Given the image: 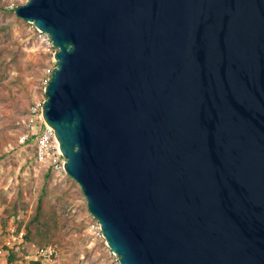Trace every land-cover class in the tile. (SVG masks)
<instances>
[{
	"label": "water",
	"instance_id": "water-1",
	"mask_svg": "<svg viewBox=\"0 0 264 264\" xmlns=\"http://www.w3.org/2000/svg\"><path fill=\"white\" fill-rule=\"evenodd\" d=\"M58 47L43 117L120 264H264V0H27Z\"/></svg>",
	"mask_w": 264,
	"mask_h": 264
},
{
	"label": "rangeland",
	"instance_id": "rangeland-1",
	"mask_svg": "<svg viewBox=\"0 0 264 264\" xmlns=\"http://www.w3.org/2000/svg\"><path fill=\"white\" fill-rule=\"evenodd\" d=\"M26 1L0 0V24L9 26L6 42H13L17 51L16 64L0 84V241L6 233L3 212L16 211V217L27 221L45 190V199L59 206V221L68 223L57 244V264H120L107 244L95 240L89 232L92 215L79 184L70 176L60 180L36 160L34 142L24 140L29 132L26 121L30 106L46 98L43 69L50 57L29 30V23L12 12ZM14 220L12 216L8 225ZM32 263L23 257L13 262Z\"/></svg>",
	"mask_w": 264,
	"mask_h": 264
},
{
	"label": "built area",
	"instance_id": "built-area-1",
	"mask_svg": "<svg viewBox=\"0 0 264 264\" xmlns=\"http://www.w3.org/2000/svg\"><path fill=\"white\" fill-rule=\"evenodd\" d=\"M29 26V30L36 40L45 52L50 55L43 69V84L46 86L56 67L55 53L58 51V47L54 46L53 40L47 32L40 31L32 23H29ZM44 100H35L30 106L26 121L29 132L24 135V140H32L34 142L36 160L60 176V180H63L69 177L65 170L66 159L61 153L55 130L45 122L43 117ZM91 217L92 220L88 223L89 232L95 240L105 242L100 223L93 216ZM24 236V229L18 230L13 224L8 226L4 239L0 241V264H13V262L8 261L12 252H17L19 256L23 255L22 249L26 244ZM23 257L29 262L41 261V263L57 264L59 259L58 245L34 246Z\"/></svg>",
	"mask_w": 264,
	"mask_h": 264
},
{
	"label": "trees",
	"instance_id": "trees-1",
	"mask_svg": "<svg viewBox=\"0 0 264 264\" xmlns=\"http://www.w3.org/2000/svg\"><path fill=\"white\" fill-rule=\"evenodd\" d=\"M8 38L9 26L0 24V84L3 83L11 65L16 64L17 51L13 42H6ZM43 193L39 195L36 207L27 221L19 219L18 215L16 217V211L6 209L3 212V228L7 230L8 221L13 216L15 220L11 224L15 225L18 230H25L26 244L22 249L23 255L19 256L17 252H12L8 258L9 262H14L23 257L34 246L58 244L61 241L64 225L68 223L64 224L59 221V206L55 202L45 199V190ZM32 262V264H41V261Z\"/></svg>",
	"mask_w": 264,
	"mask_h": 264
}]
</instances>
